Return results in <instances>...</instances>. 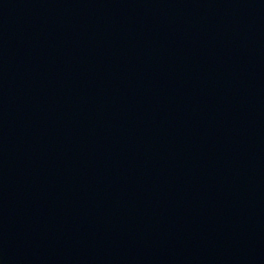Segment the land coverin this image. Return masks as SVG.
Returning <instances> with one entry per match:
<instances>
[{
	"label": "water",
	"instance_id": "95a60500",
	"mask_svg": "<svg viewBox=\"0 0 264 264\" xmlns=\"http://www.w3.org/2000/svg\"><path fill=\"white\" fill-rule=\"evenodd\" d=\"M0 264H264V0H0Z\"/></svg>",
	"mask_w": 264,
	"mask_h": 264
}]
</instances>
